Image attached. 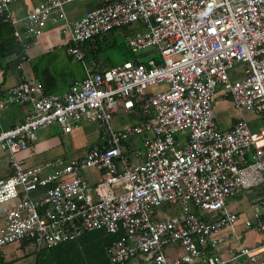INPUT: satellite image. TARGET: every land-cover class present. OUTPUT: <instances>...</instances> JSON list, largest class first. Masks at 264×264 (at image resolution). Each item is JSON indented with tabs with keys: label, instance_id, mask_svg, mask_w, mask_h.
<instances>
[{
	"label": "built area",
	"instance_id": "2783aa9c",
	"mask_svg": "<svg viewBox=\"0 0 264 264\" xmlns=\"http://www.w3.org/2000/svg\"><path fill=\"white\" fill-rule=\"evenodd\" d=\"M78 1L43 0L16 16L17 0H0V21L24 51V38L58 27L85 74L61 93L46 94L38 79L22 77L0 94V114L31 108L0 131L11 171L0 179V249L27 242L37 253L103 230L122 236L105 248L111 264L137 257L145 264H264V197L250 217L227 207L243 191L264 192V125L251 131L241 118L221 130L213 107L220 87L234 108L264 120V0H103L69 18L67 6ZM135 23L144 32L129 40L131 52L157 50V58L103 69L79 50ZM243 64L244 75L231 79L228 70ZM134 109L140 124L112 128L119 110ZM81 120L101 130L102 144L85 156L33 167L17 157L42 127L56 123L68 134ZM134 136L144 151L132 157L126 142ZM87 170L98 172V182L81 177ZM249 232L259 235L257 244L241 242ZM231 241L237 248L229 257L214 252Z\"/></svg>",
	"mask_w": 264,
	"mask_h": 264
},
{
	"label": "rangeland",
	"instance_id": "374dc122",
	"mask_svg": "<svg viewBox=\"0 0 264 264\" xmlns=\"http://www.w3.org/2000/svg\"><path fill=\"white\" fill-rule=\"evenodd\" d=\"M82 3L83 1L71 4V6L75 8L76 13H68L69 18L79 19L83 15L85 10L82 7ZM137 32H144V29L141 28L138 23H135L126 27L124 30H116L112 38L110 35L106 36L110 41L115 40L116 45L105 48L103 51L99 52L96 57L98 66L104 69L122 65L126 59L129 61L134 59L140 62H147L151 58H157V50L143 49L134 53L130 52L131 48L129 47V40ZM59 36L61 41L60 44L62 45L63 43V45L67 46V39L61 35V33ZM30 38L33 39L34 37ZM29 63L30 65L33 63L32 65H35L39 69V72L43 71L48 77L55 81L54 83H57L58 86H60L54 90V93L65 90L70 81L80 80L85 75L82 64L75 59H69L67 55V47L63 46L52 49V52L49 54H40V56L30 60ZM246 69L247 66L245 64L235 65L233 68L228 70V75L231 79L240 78L244 75V71ZM41 76L43 77L42 73ZM219 89L220 87L217 88V92L213 97V107L216 113L217 124L221 130H226L229 127L228 125H230L234 120L241 118L246 119L250 125L251 131H254L264 125V120L257 122L251 113L239 111L234 108L230 100L221 97L218 92ZM156 90L157 88L155 87L150 91ZM26 107L30 108L29 106ZM18 112V108H12L3 113L2 120L0 121L3 129H5L10 122H15L17 118H21V114ZM140 122L141 117L138 111L124 112L119 110L113 116L110 121V125L113 129L119 130L126 126L133 127L140 124ZM78 126L79 130L71 134L72 136L68 137L67 140L62 136L63 141H61L60 146L54 148V150L50 152L36 153L34 155H29V151H27L26 153L17 155V157L24 160L25 167H33L42 164L61 153L67 157V160L78 159L82 155L86 154L87 150L92 146L101 144V130L94 123H86L81 120ZM46 127H48L50 137H61V128L58 124L54 123ZM127 145L132 149V151H130L132 157L134 156L135 150L138 149L144 151L140 136L131 137L127 140ZM94 175L95 170H87L81 174V177H87L90 183H96L98 180L94 178ZM260 190L261 188L243 191L235 198L228 199L227 207L229 211L238 214L239 217H250L257 200L264 197V192L261 191L262 194H260ZM4 207H6V205L0 206V208ZM177 209H179L178 206ZM174 211L175 210H172V212H170L169 210H166V213L167 215H170L171 213H174ZM168 251L169 249H165L166 255H168ZM178 251L181 253L182 250ZM0 259L2 264H34L36 260L35 250L31 245L19 248V244L15 243L0 249ZM126 264H145V258L137 257Z\"/></svg>",
	"mask_w": 264,
	"mask_h": 264
},
{
	"label": "crops",
	"instance_id": "0c3cea01",
	"mask_svg": "<svg viewBox=\"0 0 264 264\" xmlns=\"http://www.w3.org/2000/svg\"><path fill=\"white\" fill-rule=\"evenodd\" d=\"M43 0H17V2L12 6V11L16 14V16L19 15H23L25 14L33 5L37 4L38 2H41ZM82 7L84 8V13L85 14L87 11H91L99 6L102 5L103 0H82ZM80 2V1H78ZM67 14L68 13H76V10L74 7H72L71 5H69L67 7ZM69 16V14H68ZM75 19V18H72ZM60 32H59V28L58 27H54V26H48L44 33L42 34V36L38 37V38H33L31 39V42L29 43V47L25 50L26 56H27V61H24L21 63V69H17V67H15L13 65L16 56L15 55H11L8 56L6 58H1L0 59V94H2V92L13 86L14 84H16L17 82H19L22 77L24 78H36V73L35 71H39V69L35 66L32 65L33 63H29L30 60H32L35 57L40 56V54H47L52 52V49L54 48H59L60 46H65L60 44L61 41L59 39ZM71 59V58H69ZM8 65V67H7ZM6 66V68H5ZM5 68V69H4ZM35 69V70H34ZM85 76V75H84ZM81 80V79H80ZM74 81H79V80H73L70 81L67 84L66 89L74 82ZM52 85H54V90L57 89L58 86L57 83H52ZM65 89V90H66ZM63 90V91H65ZM63 91L57 92V93H61ZM219 94L221 95V91H218ZM221 97L223 98V96L221 95ZM27 105H18L16 106H12L9 107L7 110L12 109V108H18V113L21 114V118H17V120L15 122H10L8 124V126L5 129L11 128L12 126H14L17 123H21L24 121L25 117L30 113L31 109L26 107ZM5 110V111H7ZM1 112L0 114V121L2 120V115L5 112ZM134 111H138L136 109H134ZM139 113V112H138ZM140 115V113H139ZM141 117V116H140ZM236 120H234L230 125H228L229 127L235 122ZM87 123V122H86ZM95 124V123H94ZM97 127L98 125L95 124ZM0 126L2 128L1 122H0ZM50 126V125H49ZM228 127V128H229ZM61 128V127H60ZM99 128V127H98ZM227 128V129H228ZM3 129V128H2ZM226 129V130H227ZM79 130V128L73 130L72 132L65 134L63 133V131L61 130V137L60 138H54L53 136H49V132H48V127H42L41 129H39L38 131V139L35 143L30 145L29 148V155L30 154H36V153H44V152H50L52 150H54V148L60 146L61 141H63L62 136L66 138V140L68 139V137L72 136L71 134H73L75 131ZM102 144V141H101ZM127 145V142H126ZM90 149V148H89ZM88 149V150H89ZM87 150V151H88ZM26 153V152H24ZM87 153V152H86ZM23 154V153H21ZM27 156V154H26ZM85 156L82 155L81 157ZM57 157H63L66 158L62 153L61 154H57L55 157L51 158H57ZM79 157V158H81ZM50 159V160H51ZM11 171L8 165V157L7 154L0 149V179H5L10 175ZM95 179H99V174L98 172H95L94 175ZM87 178V177H86ZM88 179V178H87ZM260 194L261 190H260ZM4 208H0V213L1 211H3ZM247 217V216H246ZM246 217H242V218H246ZM2 218L0 215V222H1ZM239 230V228H238ZM241 242L245 245H254L257 244V242L259 241V235L249 232V233H245L241 235ZM21 244H19V248H21L20 246ZM28 246V245H26ZM237 248V245L231 241L229 243L220 245L217 247L216 250H214V252L218 255H221L225 258L229 257ZM35 256H36V252H35ZM35 264V263H34Z\"/></svg>",
	"mask_w": 264,
	"mask_h": 264
},
{
	"label": "trees",
	"instance_id": "16d2710c",
	"mask_svg": "<svg viewBox=\"0 0 264 264\" xmlns=\"http://www.w3.org/2000/svg\"><path fill=\"white\" fill-rule=\"evenodd\" d=\"M116 30L118 29L111 30L83 42L79 45V50L83 53L85 58L93 59L97 63L96 57L99 52L103 51L105 48L116 45L115 40L110 41L106 37L110 35L112 38ZM23 42L29 45L31 38H24ZM64 47H68V45ZM11 55L16 56L13 63L15 67L20 63L21 57L26 56L22 45L14 41L13 28L9 24L0 21V59ZM126 61L129 60L126 59L125 62ZM35 73L36 79L41 82L44 92L46 94H53L54 85H52V83L54 84L55 81L48 77L43 71H35ZM1 130L2 128L0 126V131ZM121 237V233L108 234L103 230L86 233L76 240L65 242L57 247L41 249L36 253L35 264H111L106 256L105 248ZM26 245L29 244L27 242H22L20 246L23 248ZM0 264H2L1 259Z\"/></svg>",
	"mask_w": 264,
	"mask_h": 264
}]
</instances>
